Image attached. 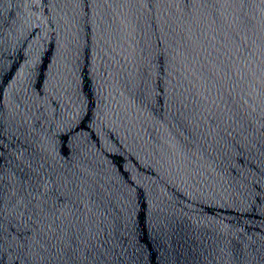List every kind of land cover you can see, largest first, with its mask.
<instances>
[{"label": "water", "instance_id": "water-1", "mask_svg": "<svg viewBox=\"0 0 264 264\" xmlns=\"http://www.w3.org/2000/svg\"><path fill=\"white\" fill-rule=\"evenodd\" d=\"M0 264H264V0H0Z\"/></svg>", "mask_w": 264, "mask_h": 264}]
</instances>
